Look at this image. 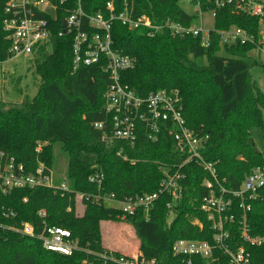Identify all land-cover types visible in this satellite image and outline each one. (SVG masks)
Segmentation results:
<instances>
[{
	"label": "trees",
	"instance_id": "16d2710c",
	"mask_svg": "<svg viewBox=\"0 0 264 264\" xmlns=\"http://www.w3.org/2000/svg\"><path fill=\"white\" fill-rule=\"evenodd\" d=\"M5 1L0 0V77L2 63L13 57L9 53L11 41L3 30ZM181 1L82 0L81 3L90 14L101 12L109 17L107 3L112 2L115 14L128 6L133 7L136 15H147L153 21L171 19L191 25L197 15L184 10ZM215 1L200 0L203 12L215 10L214 28L240 27L252 35L253 42L222 47L216 36L209 47H204L194 36L151 37L143 29H128L118 19L112 21L110 32L115 50L137 58L134 68L121 73L122 82L140 95L160 89L179 90L188 127L209 137L203 156L216 162L219 176L226 179L229 188H238L253 168L264 165V151L257 149L252 134V129L259 127L264 138V91L252 82L245 60L264 44V16L238 13L232 6L216 7ZM62 19L60 15L57 21H51L50 48L43 45L34 53L35 74L41 80L36 95L17 103L0 97V152L14 156L27 171H34L40 161L52 167L53 145L63 144L73 192L62 194L49 187L16 188L7 193L0 190V264H121V257L131 256L103 245V220L133 225L139 258L156 259L157 264H188L187 258L172 251L177 239L214 243L211 221L199 207L207 194L202 185L207 173L194 162L184 168L183 196L175 203L171 219L167 207L171 198L167 194L157 199L149 220L143 210L122 219L118 209L85 199L83 211L77 215L76 192L114 194L119 200L154 193L164 176L161 165L176 169L182 158L166 132L152 141L143 130L134 145L123 140L102 141L101 130L95 123L106 119L103 107L109 84L104 70L107 58L101 64L81 65L73 72L75 34L59 36ZM221 50L229 56H220ZM260 65L264 70V63ZM39 145L41 149L37 151ZM120 151L128 160L117 154ZM97 172L104 175L101 187L89 181ZM40 210H45L46 215H40ZM10 212L14 217L7 216ZM246 214L249 233L264 235V186ZM242 215L243 211L238 209L235 223L228 227L230 246L244 245L251 254V264H264V244L251 245L242 240ZM22 222L32 224L36 234L45 225L66 228L78 241L79 249L71 255L47 250L38 237L18 231ZM190 264L231 263L224 251L215 249L211 259L193 256Z\"/></svg>",
	"mask_w": 264,
	"mask_h": 264
},
{
	"label": "built area",
	"instance_id": "2783aa9c",
	"mask_svg": "<svg viewBox=\"0 0 264 264\" xmlns=\"http://www.w3.org/2000/svg\"><path fill=\"white\" fill-rule=\"evenodd\" d=\"M194 8L201 26L186 25L178 21L166 19L153 21L147 15H136L133 7L126 6L120 13L115 14L114 4L107 3L109 17L98 12L90 14L82 6V0H6L3 30L11 41L9 53L13 57L18 55H32L41 46L50 48L51 21H57L62 15V30L59 36L66 33H74L73 46V72L81 65L101 64L103 58H107L104 67L108 74L109 84L104 93V113L106 119L95 123V127L101 130V139L105 143L115 140L127 141L134 145L144 130L148 138L157 141L162 132H166L173 138L181 163L176 169L161 165L164 176L159 189L154 193L141 196H127L124 199H116L114 194H83L76 192L80 202L85 199L95 203H105L119 210V217L126 219L135 215L139 210L145 212L146 220H149V212L154 208L161 194L170 196L171 201L167 207L170 210V219L173 217L174 206L183 196L182 182L186 178L184 168L190 162L201 166L207 173L202 185L207 194L202 198L200 209L206 213L211 221L214 231V243L203 240L179 238L172 245L175 255L192 262L193 256H201L211 259L215 249L224 251L231 264H251V254L244 245L237 248L230 246V224L235 223L236 211L242 210L241 236L245 243L261 246L264 244V235L252 236L249 233L247 211L251 209V201L257 199V192L264 186V165L257 166L246 175V178L238 188H229L226 179L219 176L216 162L208 161L202 154L206 148L209 137L198 135L190 129L184 117V103L177 89H160L151 91L146 95L138 94L128 84L123 83L121 73L132 69L137 63L134 56L125 55L113 48L111 36V24L118 19L130 30L143 29L149 36L169 34L172 37L185 38L194 36L200 39L201 45L209 47L214 37H218L222 47L253 42V37L240 27L216 30L208 29L203 24L200 0H188ZM216 7L232 6L238 13L264 16V0H216ZM213 12L215 17V10ZM63 23L65 24L63 26ZM264 51V44L258 47ZM103 65V64H102ZM39 145L36 150L40 151ZM124 160L121 151L117 153ZM2 163L0 165V190L7 193L16 188L49 187L61 191L73 192L70 184H57L52 170L41 162L34 171H27L25 165L18 162L14 156L0 152ZM134 162V160H132ZM91 183L102 186L103 173H95L89 177ZM7 214V213H6ZM39 214L46 215L45 210ZM10 212L7 216L14 217ZM18 231L30 237H38L45 249L65 255H71L79 249L78 241L73 239L71 231L56 226L45 225L39 234L29 222H22ZM130 258L121 257V264H157L156 259L145 260L139 258V253L131 254Z\"/></svg>",
	"mask_w": 264,
	"mask_h": 264
},
{
	"label": "rangeland",
	"instance_id": "374dc122",
	"mask_svg": "<svg viewBox=\"0 0 264 264\" xmlns=\"http://www.w3.org/2000/svg\"><path fill=\"white\" fill-rule=\"evenodd\" d=\"M181 7L188 11L194 12L188 0H182ZM203 24L206 28L211 29L214 26V16L212 11L202 13ZM200 27V19H196L193 23ZM263 41H264V27ZM220 56H229L224 50L218 53ZM35 55H18L8 58L2 63V73L0 77V97L10 103H17L24 98H31L36 95L41 82L40 77L35 74ZM249 64V70L252 77V82L255 86L264 91V70L260 62L264 63V51H259L256 48L250 53V56L245 59ZM256 62V64H255ZM253 139L257 149L264 151V138L261 128L252 129ZM53 166L48 167L43 161H40L45 167L52 170L55 181L69 184L67 176L68 155L64 145L56 143L53 145ZM67 193V192H66ZM107 205V204H106ZM108 206V205H107ZM76 212L80 215L83 211L84 204L80 202V197H76ZM102 241L105 247L110 249H118L123 253L133 254L137 249V235L133 225L125 221L103 220L101 222Z\"/></svg>",
	"mask_w": 264,
	"mask_h": 264
},
{
	"label": "crops",
	"instance_id": "0c3cea01",
	"mask_svg": "<svg viewBox=\"0 0 264 264\" xmlns=\"http://www.w3.org/2000/svg\"><path fill=\"white\" fill-rule=\"evenodd\" d=\"M138 248H139V244H138V242H137V248H136L137 250H136L133 254L138 253V250H139ZM128 254H129V253H128ZM129 255H131V254H129Z\"/></svg>",
	"mask_w": 264,
	"mask_h": 264
},
{
	"label": "water",
	"instance_id": "95a60500",
	"mask_svg": "<svg viewBox=\"0 0 264 264\" xmlns=\"http://www.w3.org/2000/svg\"><path fill=\"white\" fill-rule=\"evenodd\" d=\"M65 24L63 23V26H64Z\"/></svg>",
	"mask_w": 264,
	"mask_h": 264
}]
</instances>
